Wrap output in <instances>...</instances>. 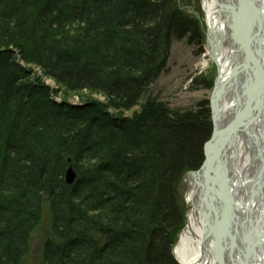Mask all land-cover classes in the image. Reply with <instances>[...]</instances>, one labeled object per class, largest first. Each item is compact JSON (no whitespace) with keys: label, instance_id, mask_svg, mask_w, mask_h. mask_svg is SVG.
Returning <instances> with one entry per match:
<instances>
[{"label":"trees","instance_id":"trees-1","mask_svg":"<svg viewBox=\"0 0 264 264\" xmlns=\"http://www.w3.org/2000/svg\"><path fill=\"white\" fill-rule=\"evenodd\" d=\"M184 41L206 43L180 0H0V264H26L46 214L42 264H179L211 106L151 90Z\"/></svg>","mask_w":264,"mask_h":264},{"label":"bare ground","instance_id":"bare-ground-1","mask_svg":"<svg viewBox=\"0 0 264 264\" xmlns=\"http://www.w3.org/2000/svg\"><path fill=\"white\" fill-rule=\"evenodd\" d=\"M202 8L210 41L200 68L217 62V82L230 87L218 93L217 113L223 123L238 124L220 144L217 156L224 162L225 181L219 180L216 197L222 215L228 214V206L222 204L227 187L232 193L228 204L239 211L237 219L228 214L229 229L221 218L218 226L224 227L223 243L226 236L232 237L236 264H264V0H202ZM185 182L187 221L174 247L176 258L180 264H218L210 230L219 206L215 201L207 204L193 177ZM229 243L223 257L226 264Z\"/></svg>","mask_w":264,"mask_h":264},{"label":"rangeland","instance_id":"rangeland-1","mask_svg":"<svg viewBox=\"0 0 264 264\" xmlns=\"http://www.w3.org/2000/svg\"><path fill=\"white\" fill-rule=\"evenodd\" d=\"M180 5L182 9H185L190 15L200 20L202 30L205 32L206 40L207 28L205 25L202 0H180ZM205 45L202 51H200L197 47L190 46L187 41L175 42L170 52L171 57L168 63V70L152 86V98H156L161 103H167L169 107L173 109H187L188 107L195 106L201 100L209 101L212 96L211 93L213 88L207 89V86H205L204 83L195 84V80H197V78L206 79L209 75L208 79L214 82L218 76L217 68L214 63H210V65L205 69L200 68L201 61L206 54ZM32 69L35 70L38 75L42 76L41 70H39L38 67L32 65ZM44 80L51 87H54V89L57 88L55 81L50 79L46 80V77H44ZM58 98L61 102L62 98L60 96H58ZM69 102L74 105H81V101H79L78 98H72ZM128 115H132L131 112L128 113ZM184 184L188 187L185 180ZM48 219L49 215L46 214L43 221L44 224L39 228V231L34 234L35 236L32 243V251L26 260V264H42L41 253L44 246L43 243L46 236L45 233L48 229H50Z\"/></svg>","mask_w":264,"mask_h":264},{"label":"water","instance_id":"water-1","mask_svg":"<svg viewBox=\"0 0 264 264\" xmlns=\"http://www.w3.org/2000/svg\"><path fill=\"white\" fill-rule=\"evenodd\" d=\"M261 39V38H260ZM206 42L209 43V36L207 34L206 36ZM258 48H261L260 46V42H258L257 44ZM211 61V60H210ZM213 62V61H212ZM214 64L216 65V67L218 68V64L217 62H214ZM218 76L216 78V80L214 81V88L212 90L211 93V98H210V106H211V117H212V134L210 136V140L205 144L203 150H204V159H203V163L201 164V167L197 170H190V172L187 173L186 175V179L189 178L190 176L193 177L196 181L197 184L199 186V188L202 190L201 194L205 195L207 198V204L210 203H214V201L217 203V205L219 206V216L217 218V220L214 219V225L211 227L210 233L212 234L214 240H215V247L217 248V252H216V259L218 264H226L224 262V254L225 251H227V247H228V243L231 244L230 247V251L228 253V259L230 260L231 264H236V259L234 257V252H235V246L232 244L233 242L229 241V237L232 240L231 235L228 237V240L226 241L227 243H223V237H222V232L224 231L223 228H221V226H218L219 223V219L221 218L222 221H224L225 226L229 229V225L231 223V217L228 215L229 213H233L232 215L236 218L237 213L239 211V207H235L234 204L229 205L228 202L230 203V200L232 199V193L230 192V190L225 187V195L227 197V199H224V201L222 202V204H226L225 206L223 205V208H225L226 206H228V214H224L222 215V211H221V206H220V201L219 199L216 197L217 194V184H221V180L223 181L225 176L222 177L223 175V170H224V162L223 160H221L220 157H218V151L220 148V144L222 142V139L224 136L229 135L230 133H232L233 129H237L238 128V124H233V122H225L223 123L220 118L219 115L217 113V106L215 105L217 98H218V93L222 92L223 90H225L226 88H230L227 85L221 86L217 80L220 77V73H219V69L217 71ZM232 87V84H230ZM69 162L71 163V160H69ZM218 167V169L215 170V168ZM215 171V172H214ZM215 173V174H214ZM65 179H66V183L68 185H72L75 183L76 179H77V174L74 170V167H72V165H69V169L67 170L66 174H65ZM220 180V181H219ZM225 181V180H224ZM220 186V185H218ZM226 186V185H225ZM214 193V194H213ZM225 213V212H224ZM211 216V215H210ZM237 219V218H236ZM221 257V259H220ZM229 260L227 262V264H229Z\"/></svg>","mask_w":264,"mask_h":264}]
</instances>
